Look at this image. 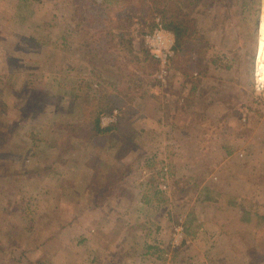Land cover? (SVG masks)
Here are the masks:
<instances>
[{
	"label": "rangeland",
	"instance_id": "obj_1",
	"mask_svg": "<svg viewBox=\"0 0 264 264\" xmlns=\"http://www.w3.org/2000/svg\"><path fill=\"white\" fill-rule=\"evenodd\" d=\"M166 2L198 37L143 95L100 0H0V264H264V0Z\"/></svg>",
	"mask_w": 264,
	"mask_h": 264
},
{
	"label": "trees",
	"instance_id": "obj_2",
	"mask_svg": "<svg viewBox=\"0 0 264 264\" xmlns=\"http://www.w3.org/2000/svg\"><path fill=\"white\" fill-rule=\"evenodd\" d=\"M100 2L98 5L92 4V7L94 5L98 8L93 32L95 35H99L100 39H92V45L87 44V47L93 55H102L101 51L108 49L105 53L113 52L121 56L120 58H125L127 63L124 68L128 71V75L126 77L123 71L121 78L128 79V84L134 91L141 90L142 92L143 90L145 91L143 95H147L155 88L160 87V82L156 78L160 67L159 61L151 55L145 46H135L133 35L126 30L128 24V22L125 24L126 20L142 21L145 30H147L144 32H152L161 24L164 29L174 34L176 54L190 55V48H193L194 41L198 37L197 24L191 15L183 8L176 6V3H167L166 0H100ZM92 7L87 9L82 5L80 10L85 13L95 12ZM99 42L100 46L97 45ZM175 63L177 64V61ZM116 65L118 66V64ZM183 72L187 71L183 70ZM96 123L98 128L100 126L98 119ZM100 131L104 132L105 130ZM207 193H210L208 189L204 194ZM185 226L187 234L191 235V223L187 224L186 222Z\"/></svg>",
	"mask_w": 264,
	"mask_h": 264
},
{
	"label": "built area",
	"instance_id": "obj_3",
	"mask_svg": "<svg viewBox=\"0 0 264 264\" xmlns=\"http://www.w3.org/2000/svg\"><path fill=\"white\" fill-rule=\"evenodd\" d=\"M174 38L170 31L163 28L161 24L146 37L147 44L153 56L165 67L174 54Z\"/></svg>",
	"mask_w": 264,
	"mask_h": 264
},
{
	"label": "crops",
	"instance_id": "obj_4",
	"mask_svg": "<svg viewBox=\"0 0 264 264\" xmlns=\"http://www.w3.org/2000/svg\"><path fill=\"white\" fill-rule=\"evenodd\" d=\"M257 63V62H256ZM256 74H257V70H256ZM258 74H262L263 76V80H264V61L263 60H260L259 61V63H258ZM240 123H242V122H240ZM208 151H206V153H207ZM207 155H208V153L207 154H204L203 155V159L202 160H205L206 158H207ZM227 157L226 158H224L223 160H224V162H223V164H226L228 161H230L231 159L232 160H234L236 157H237V154H235V153H230V152H228L227 154ZM206 157V158H205ZM209 157H211V155L209 156ZM244 157V156H243ZM201 167V166H200ZM200 167H197V168H194V169H192V170H190V172H192L193 170H196V169H198V168H200ZM164 182V181H163ZM165 184V183H164ZM167 184V183H166ZM206 189H208V186L207 185H205L204 184V188L202 187V191L203 192H205L206 191ZM208 192H209V190H208ZM206 196V195H205ZM204 200H208V198L206 199V198H204ZM189 218H190V215H189ZM186 223V222H185ZM188 223H191V225H192V229H193V226L195 225V224H199L200 223V221L198 220V219H196V217H193V219H192V221H190V219H188V222H187V224ZM201 223H200V229H201ZM200 229L198 230V228H196V230L195 231H193L194 233L193 234H195V236H192V237H195V239L196 238H206L203 234V229H202V231H200ZM185 230H186V228H185ZM198 230V231H197ZM200 231V232H199ZM198 232V233H197ZM165 233V232H164ZM187 233V232H186Z\"/></svg>",
	"mask_w": 264,
	"mask_h": 264
},
{
	"label": "bare ground",
	"instance_id": "obj_5",
	"mask_svg": "<svg viewBox=\"0 0 264 264\" xmlns=\"http://www.w3.org/2000/svg\"><path fill=\"white\" fill-rule=\"evenodd\" d=\"M258 80H259V81H264V80H263V77H262L261 75L258 76ZM259 81H258V82H259Z\"/></svg>",
	"mask_w": 264,
	"mask_h": 264
}]
</instances>
